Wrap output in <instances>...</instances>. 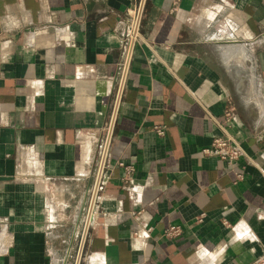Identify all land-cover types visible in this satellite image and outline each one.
<instances>
[{
	"label": "crops",
	"instance_id": "1",
	"mask_svg": "<svg viewBox=\"0 0 264 264\" xmlns=\"http://www.w3.org/2000/svg\"><path fill=\"white\" fill-rule=\"evenodd\" d=\"M138 3L0 0V264H264V0H146L121 84Z\"/></svg>",
	"mask_w": 264,
	"mask_h": 264
},
{
	"label": "built area",
	"instance_id": "2",
	"mask_svg": "<svg viewBox=\"0 0 264 264\" xmlns=\"http://www.w3.org/2000/svg\"><path fill=\"white\" fill-rule=\"evenodd\" d=\"M145 1L146 0H139V3L137 4V6H135L132 10H129L127 29L124 34L126 54H125L124 62L122 64V75H121V82H120L121 84L123 83L124 81L123 79H125L127 71H128L132 49L134 45L136 44V42L141 37V23H142V15H143V10L145 6ZM234 111H235L234 108H230L226 111L225 124H221V123L219 124V126L223 130V133H224L223 136L216 138L213 142L212 147L206 150V152L208 153L212 151L215 152L218 156H220V158L228 162H232L234 160L239 159L245 153L240 142L232 134H230L227 130V126H230V123L235 118ZM113 126H114V117L110 120V123L107 127V136H106V140L104 144V153H103L102 161L100 165V169L102 166L103 172H104V167H105L106 159H107L108 152H109V146H110L111 139H112ZM155 129L160 135H163L165 132V128L161 126H157ZM103 172H102V176H103ZM102 176H101V180H102ZM238 178H241V175H238ZM100 185H101V182L99 184V188H100ZM98 193H99V190H98ZM181 232L182 230L180 226H170L169 228L165 230V235L168 237H173V236L180 235Z\"/></svg>",
	"mask_w": 264,
	"mask_h": 264
},
{
	"label": "bare ground",
	"instance_id": "3",
	"mask_svg": "<svg viewBox=\"0 0 264 264\" xmlns=\"http://www.w3.org/2000/svg\"><path fill=\"white\" fill-rule=\"evenodd\" d=\"M102 172H103V170H102V166H101V169H100V173H99V181H98V188H99V184H100V182H101V176H102ZM97 188V190L95 191V193H93V199H92V203H91V206H90V210H89V212H88V218H87V221H89L90 222V220L92 219V217H93V214H94V210H95V205H96V200H97V196H98V189ZM88 224V223H87Z\"/></svg>",
	"mask_w": 264,
	"mask_h": 264
},
{
	"label": "rangeland",
	"instance_id": "4",
	"mask_svg": "<svg viewBox=\"0 0 264 264\" xmlns=\"http://www.w3.org/2000/svg\"><path fill=\"white\" fill-rule=\"evenodd\" d=\"M93 196V195H92ZM91 200H92V197H91Z\"/></svg>",
	"mask_w": 264,
	"mask_h": 264
},
{
	"label": "water",
	"instance_id": "5",
	"mask_svg": "<svg viewBox=\"0 0 264 264\" xmlns=\"http://www.w3.org/2000/svg\"><path fill=\"white\" fill-rule=\"evenodd\" d=\"M91 2V1H90ZM245 99V98H244ZM79 264V263H78Z\"/></svg>",
	"mask_w": 264,
	"mask_h": 264
}]
</instances>
